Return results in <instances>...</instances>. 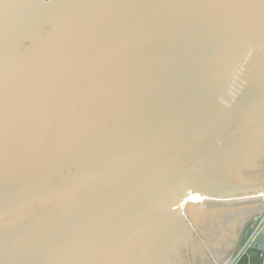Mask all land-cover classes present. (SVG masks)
I'll return each instance as SVG.
<instances>
[{
  "label": "water",
  "instance_id": "95a60500",
  "mask_svg": "<svg viewBox=\"0 0 264 264\" xmlns=\"http://www.w3.org/2000/svg\"><path fill=\"white\" fill-rule=\"evenodd\" d=\"M261 194L264 0H0V264H264Z\"/></svg>",
  "mask_w": 264,
  "mask_h": 264
},
{
  "label": "built area",
  "instance_id": "2783aa9c",
  "mask_svg": "<svg viewBox=\"0 0 264 264\" xmlns=\"http://www.w3.org/2000/svg\"><path fill=\"white\" fill-rule=\"evenodd\" d=\"M256 197L257 198H263V201H264V194L258 195ZM204 199H213V198L208 197L206 195L196 194V195L190 196L188 200H204ZM263 222H264V213L260 219V223H263ZM228 264H236L235 256L232 258V260Z\"/></svg>",
  "mask_w": 264,
  "mask_h": 264
},
{
  "label": "crops",
  "instance_id": "0c3cea01",
  "mask_svg": "<svg viewBox=\"0 0 264 264\" xmlns=\"http://www.w3.org/2000/svg\"><path fill=\"white\" fill-rule=\"evenodd\" d=\"M235 254H236V251L234 252H232L230 255H229V257L223 262V264H228L231 260H232V258L235 256Z\"/></svg>",
  "mask_w": 264,
  "mask_h": 264
},
{
  "label": "rangeland",
  "instance_id": "374dc122",
  "mask_svg": "<svg viewBox=\"0 0 264 264\" xmlns=\"http://www.w3.org/2000/svg\"><path fill=\"white\" fill-rule=\"evenodd\" d=\"M240 197H241V198H250V196H247V197H246V196H240Z\"/></svg>",
  "mask_w": 264,
  "mask_h": 264
}]
</instances>
